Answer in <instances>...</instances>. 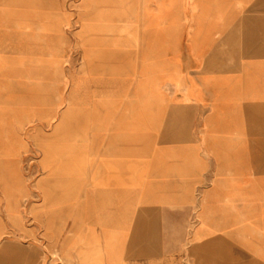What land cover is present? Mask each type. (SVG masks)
<instances>
[{
    "label": "rangeland",
    "instance_id": "374dc122",
    "mask_svg": "<svg viewBox=\"0 0 264 264\" xmlns=\"http://www.w3.org/2000/svg\"><path fill=\"white\" fill-rule=\"evenodd\" d=\"M106 158L126 181L111 201ZM79 250L264 264V0H0V264Z\"/></svg>",
    "mask_w": 264,
    "mask_h": 264
},
{
    "label": "crops",
    "instance_id": "0c3cea01",
    "mask_svg": "<svg viewBox=\"0 0 264 264\" xmlns=\"http://www.w3.org/2000/svg\"><path fill=\"white\" fill-rule=\"evenodd\" d=\"M38 146L40 147L43 157L41 160L42 168L43 169H49L51 170L50 176L54 179L55 176H57V168H55L57 156L60 154L56 148V146L53 143H50L49 141H39ZM25 147L24 143H19L17 145V148H14L12 146H9V148H6V151L18 152L19 149ZM73 158V170L71 171L74 178L77 180V177L79 176V173L81 171H85L88 169L90 164V159L87 156V154L84 155L82 153L75 154L72 156ZM55 168V169H53ZM47 180H41L37 184V188L41 191L43 194L44 200H47L51 198L52 195V187L50 188V185L46 183ZM132 182L134 185L139 184L140 182V175H138L137 172L134 173L132 177ZM92 183L93 186L97 189H106L108 190L107 199L111 201L114 198L113 191L115 189H118L120 187H123L126 185V181L124 179V176L122 175L121 166L117 161H114L113 159L106 158V159H100L97 163L94 175L92 177ZM55 186L53 185V189ZM78 258L80 259L79 264H83L86 261L90 260L92 257L90 256L89 252L87 250H79L78 251Z\"/></svg>",
    "mask_w": 264,
    "mask_h": 264
},
{
    "label": "bare ground",
    "instance_id": "6f19581e",
    "mask_svg": "<svg viewBox=\"0 0 264 264\" xmlns=\"http://www.w3.org/2000/svg\"><path fill=\"white\" fill-rule=\"evenodd\" d=\"M19 223V222H18Z\"/></svg>",
    "mask_w": 264,
    "mask_h": 264
}]
</instances>
